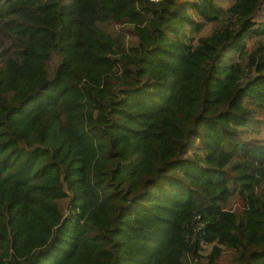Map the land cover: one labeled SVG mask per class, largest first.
Instances as JSON below:
<instances>
[{"label":"trees","instance_id":"16d2710c","mask_svg":"<svg viewBox=\"0 0 264 264\" xmlns=\"http://www.w3.org/2000/svg\"><path fill=\"white\" fill-rule=\"evenodd\" d=\"M222 253L264 264V0H0V264Z\"/></svg>","mask_w":264,"mask_h":264},{"label":"rangeland","instance_id":"374dc122","mask_svg":"<svg viewBox=\"0 0 264 264\" xmlns=\"http://www.w3.org/2000/svg\"><path fill=\"white\" fill-rule=\"evenodd\" d=\"M208 251L209 248H204L200 253V256H206L208 254ZM202 263L204 264V262ZM216 264H230V255L228 253H222V255L217 259Z\"/></svg>","mask_w":264,"mask_h":264}]
</instances>
